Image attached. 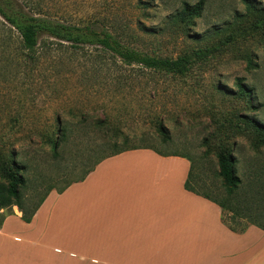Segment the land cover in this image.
<instances>
[{"label": "rangeland", "instance_id": "374dc122", "mask_svg": "<svg viewBox=\"0 0 264 264\" xmlns=\"http://www.w3.org/2000/svg\"><path fill=\"white\" fill-rule=\"evenodd\" d=\"M23 1L98 30L109 26L150 55L192 57L180 76L125 65L90 47L74 54L47 39L34 61L14 52L7 61L0 52V156L14 158L25 170L26 209L50 189L57 193L83 178L102 157L143 146L189 157L194 189L223 200L216 157L221 142L229 146L242 182L229 203L242 217L233 220L226 211L225 221L236 229L247 226L245 209L251 202L252 219L263 222L257 215L264 200L256 194L264 186V148L253 149L252 135L241 132L238 116L264 124V30L226 45L209 37L214 27L231 22L234 12L244 11L239 0H206L200 18L178 25L168 17L183 2L199 0H141L150 5L142 12L134 8L136 0ZM238 80L250 95H237ZM159 124L167 129V139L158 132ZM60 127L66 138L55 156L49 141L59 139Z\"/></svg>", "mask_w": 264, "mask_h": 264}, {"label": "crops", "instance_id": "0c3cea01", "mask_svg": "<svg viewBox=\"0 0 264 264\" xmlns=\"http://www.w3.org/2000/svg\"><path fill=\"white\" fill-rule=\"evenodd\" d=\"M191 162L150 148L100 161L29 223L0 210V264H264V231L187 191Z\"/></svg>", "mask_w": 264, "mask_h": 264}, {"label": "trees", "instance_id": "16d2710c", "mask_svg": "<svg viewBox=\"0 0 264 264\" xmlns=\"http://www.w3.org/2000/svg\"><path fill=\"white\" fill-rule=\"evenodd\" d=\"M239 1L244 7V11L234 12L232 21L224 28L214 27L212 29V34L209 37H217L219 40L218 45L232 44L238 39L246 37L250 32L264 30V5L258 0ZM206 3V0H199L193 5L183 2L180 8L168 18L172 23L177 25L189 24L194 19L201 17L205 10ZM134 8L142 12L148 10L150 5L141 0H136ZM108 27L109 26L98 30L89 24L74 23L64 17L58 18L50 16L45 10H43L40 4L33 5L23 0H0V52L5 55L7 61H11V58L9 57L11 52H14V54H23L30 61H34L36 58L35 54L38 51L41 41L47 39L46 41H54L55 44L66 46L67 49L74 54L86 47H90L98 52V54L111 55L125 65H136L137 67L161 72L166 75L175 74L183 76L186 74L192 63V57L190 55H182L176 59H172L165 56L150 55L147 52L138 50L129 44L127 38H125L123 34L119 32L113 33L109 30L110 27ZM141 31H145V29L142 27ZM132 39L134 40L135 37ZM14 45L15 47L11 48ZM204 52H207L206 48L195 52L194 55L200 54L201 56ZM236 86L237 95L239 97L242 98L251 94L250 90H248L240 80H238ZM238 117L242 123L241 132L246 135H252L251 145L253 146V149L258 152L261 148H264V124L255 121L252 118ZM157 129L161 137L164 139L168 138L167 129L163 124H159ZM58 130L61 132V134H59V139L49 141L52 152L55 156L57 155V149L59 148L60 143L66 138L65 128L60 127ZM138 148L150 147H125L116 150L112 154L99 159L94 166L108 157ZM217 150L218 176L221 178L223 188L225 189V199L218 201L210 197L208 194L199 193L194 189L191 185L192 161L186 155L183 156L189 159L191 167L184 188L187 191L199 195L218 205L222 210V222L231 231L242 233L248 225L257 226L264 231V205L261 208V211L263 212H260L257 215V217L261 218L263 222L252 219V215L255 214H251V202H249L250 207L245 209L248 211L246 217L249 219L247 226L241 229H236L225 221L223 213L226 211L231 214L230 218L233 220L242 217L241 210L229 206V203L235 199L234 196L238 192L242 182L237 173L236 160L232 156L227 143L220 142L217 145ZM156 152L159 154H165L159 151ZM91 170H89L84 177H86ZM0 178L3 180L0 181V210H5L7 214H10L12 207H16L21 213L22 221L29 223L46 196L51 192V189L36 205L26 209L23 206L21 192V189L26 183L25 170L22 165H20V163L14 158L8 159L0 156ZM83 178L79 180H82ZM72 183H69L57 193H61ZM259 187L262 188L258 190L259 193L257 192L256 195H261L263 198L262 200H264V192L261 191L264 189V186ZM252 195L254 196V194ZM253 198L254 197L251 198L252 203L256 202V198L254 201ZM261 202L264 204L263 201Z\"/></svg>", "mask_w": 264, "mask_h": 264}]
</instances>
